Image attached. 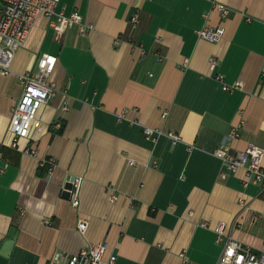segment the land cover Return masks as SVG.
<instances>
[{
    "label": "crops",
    "instance_id": "0c3cea01",
    "mask_svg": "<svg viewBox=\"0 0 264 264\" xmlns=\"http://www.w3.org/2000/svg\"><path fill=\"white\" fill-rule=\"evenodd\" d=\"M60 10L93 29L59 30L42 15L0 74V264H68L102 242L115 264H217L215 226L235 220L233 237L262 250L264 188L245 187L244 170L222 178L213 152L235 127L234 150L264 148V0H62ZM207 24L226 29L220 42L198 37ZM43 53L57 57V92L41 129L13 148L19 75ZM145 127L163 134L153 142ZM69 176L82 178L77 207L63 196Z\"/></svg>",
    "mask_w": 264,
    "mask_h": 264
},
{
    "label": "built area",
    "instance_id": "2783aa9c",
    "mask_svg": "<svg viewBox=\"0 0 264 264\" xmlns=\"http://www.w3.org/2000/svg\"><path fill=\"white\" fill-rule=\"evenodd\" d=\"M62 0H0V74L8 75L11 71L12 62L15 59L17 51L26 44L32 30L40 16H47L50 25L59 30H66L68 27L76 24L82 33H88L93 29L92 24L84 21L82 14L73 12L66 15L60 10ZM221 15L226 17L230 9L225 4H216ZM137 19H135L136 21ZM198 37L212 43L220 42L226 29L223 26L205 25L197 31ZM57 57L43 53L40 55L36 67L19 75L22 84V95L18 104L14 107L10 131L15 135L11 144L13 148L18 147L21 138H28L33 132L41 129L43 122L39 117V111L46 105L50 99L55 96L57 88L51 81V75L55 70ZM217 60L211 58L210 68L214 70ZM220 82H223L222 76H217ZM241 86L240 82L233 86H225L228 90H233ZM68 109V107H64ZM166 116V115H165ZM119 120L127 119L126 111L118 114ZM58 128L60 123L56 124ZM144 134L148 140L156 142L158 137L163 134L162 130L145 127ZM173 144L181 140L179 134L175 132L168 133ZM240 137L239 127H235L228 134L213 152V155L221 160L224 169L220 173L222 178L229 174L244 170L246 179L243 184L248 187L250 184L262 185L264 188V148L262 146L250 143L245 149L234 150L232 142ZM25 152L36 156L37 150L33 147H27ZM3 156L0 151V158ZM49 164L52 168L55 166L53 158H47L42 161L41 166ZM82 178H76L73 187L70 190V200L74 206L80 204V189ZM113 200L116 197H112ZM46 224H51V220H44ZM238 221L235 220L231 226L226 222H220L215 226L217 242L223 244V249L217 264H264V248L254 250L251 246L235 239L232 230L236 228ZM208 227V224H204ZM82 231L86 230L87 223L82 221L79 224ZM108 243L102 242L83 249L78 255L70 256L68 264H115L117 258L109 256L106 258ZM185 262L188 258L185 253L181 254Z\"/></svg>",
    "mask_w": 264,
    "mask_h": 264
},
{
    "label": "water",
    "instance_id": "95a60500",
    "mask_svg": "<svg viewBox=\"0 0 264 264\" xmlns=\"http://www.w3.org/2000/svg\"><path fill=\"white\" fill-rule=\"evenodd\" d=\"M75 180H76L75 176H69L68 177L67 182H66V184L64 186V192H63V196L65 198H70V196H71L70 190L72 189L73 182ZM17 237H18L17 229L13 228L10 231L9 238L4 243V248H5L6 251H10L12 249ZM5 256H7V255H5Z\"/></svg>",
    "mask_w": 264,
    "mask_h": 264
}]
</instances>
